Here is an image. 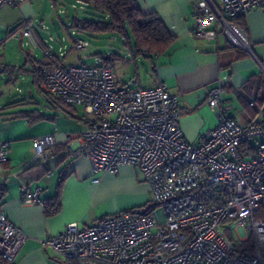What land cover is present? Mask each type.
I'll return each mask as SVG.
<instances>
[{
	"label": "built area",
	"instance_id": "obj_1",
	"mask_svg": "<svg viewBox=\"0 0 264 264\" xmlns=\"http://www.w3.org/2000/svg\"><path fill=\"white\" fill-rule=\"evenodd\" d=\"M21 1L0 0V10ZM77 4L79 10L87 6L82 1ZM260 9L264 0H199L193 4L192 33L208 40L222 35L232 47L249 54L264 76V65L253 55L247 34L238 24ZM18 34L33 48L42 49L48 59L40 69L46 92L66 106L83 109L88 130L65 135L71 156L85 158L94 175L115 174L124 165L139 169L150 197L163 210L161 223L151 215L119 213L83 228L69 224L44 242L60 261L264 264V122L242 125L231 107L224 105L218 84L205 102L218 113V124L199 143H189L179 126L178 98L165 84L118 88L113 63L65 65L67 49L60 48L53 57L26 20ZM70 37L76 52L89 46L74 31ZM56 137L34 139L28 164L46 158ZM8 154L9 144L0 140V164ZM13 176L21 201L41 205L40 189L30 191L18 175ZM233 230L239 241H232ZM26 238L0 213V259L13 262Z\"/></svg>",
	"mask_w": 264,
	"mask_h": 264
},
{
	"label": "crops",
	"instance_id": "obj_2",
	"mask_svg": "<svg viewBox=\"0 0 264 264\" xmlns=\"http://www.w3.org/2000/svg\"><path fill=\"white\" fill-rule=\"evenodd\" d=\"M45 1L23 0L3 7L0 10V44L6 37L13 38L15 35L16 39L23 38L18 32L21 23L26 20L34 28V34L44 50L48 49V45L55 57L59 49L65 47L68 55L72 51L73 39L70 37L71 44L67 47L63 44L64 38L57 41L53 37L58 36L60 31L54 28L52 17V29L42 24L46 21L43 17ZM137 1L143 13H155L174 36L162 53L129 61L137 67H142L143 62L146 64L144 70L149 77L148 84L138 88L148 89L158 83L165 84L169 92L178 98L181 113L179 126L184 139L189 143H199L218 124V113L205 104L209 91L220 84L224 105L231 107L234 114L231 101L251 97L256 86L248 90L245 84L252 76L260 77L261 71L249 54L232 47L222 35L208 40L192 33L193 4L199 0ZM242 22L253 55L264 65V11H252ZM42 27H47V30ZM24 39L28 46L35 49L27 38ZM26 56L30 63L35 61L30 60V53ZM42 62H48V59L44 57ZM138 81L139 77H135L132 83ZM70 110L73 115L85 119L78 107L68 108L61 118L53 113H44L51 118L33 124L25 119L19 120L21 118L16 119L18 121L5 120L3 116L7 112H0V140L9 144L7 160L0 164V213L27 237L14 264H63L44 245L49 237L58 235L69 224L83 228L105 217L140 208L150 198L148 184L139 169L124 165L115 174L94 175L85 158L71 156L65 135L85 132L89 125L74 119L69 114ZM250 114L253 118L257 116V112ZM253 121L264 122V116L261 121L249 120L245 124ZM50 134L57 135L55 147L46 158L28 164L33 140ZM13 175H18L22 183L28 184L30 191L40 189L38 198L42 201L41 205L21 201L19 183ZM95 179L98 181L94 182ZM57 192L60 210L49 217L45 214L44 205L53 200Z\"/></svg>",
	"mask_w": 264,
	"mask_h": 264
},
{
	"label": "rangeland",
	"instance_id": "obj_3",
	"mask_svg": "<svg viewBox=\"0 0 264 264\" xmlns=\"http://www.w3.org/2000/svg\"><path fill=\"white\" fill-rule=\"evenodd\" d=\"M75 1L76 0H46L43 4V17L46 18L47 22H42V24L52 29V25L50 24L52 17V21L55 24L54 28L60 31L58 36L53 35V37L57 41L58 38H64L65 41L63 44L67 47L71 44L70 36L72 29L70 28V24L72 18L78 17L84 19L88 17L86 14L87 11L79 10V6ZM72 6H75L76 9L72 8ZM259 11H264V9H260ZM16 37L17 36L13 38L6 37L4 42L0 44V71L3 69L6 70L0 72V112H7L3 117L8 121H18L13 115L26 111H38L43 114L53 113L61 118L68 108L65 106H63L64 108L55 106L52 100L48 101V97L44 91L41 90L39 84L32 82L31 75L28 72L20 70L24 67L28 69L37 67L31 59L36 62H42L44 60L43 50L40 48L32 49L31 46H28L24 38L16 39ZM83 39L89 42V46L84 52L72 50L63 60L65 65L95 66L102 63L101 59L96 56L97 54H102L103 56L115 54L125 59L117 60L113 63L115 82L118 88L134 89L138 88V86H146L148 84L149 77L144 70L146 69V64L143 62L142 67H140V65L137 67L134 64H130L129 55L123 47L121 38L117 35L97 34ZM26 53H30L31 63L27 61ZM256 68L258 72V67ZM135 77H139V81L133 84L132 82L135 80ZM262 86H264V83H262ZM257 91L256 87L254 94L246 98L248 102L253 104V110L251 111L248 110L238 98L231 101L234 108L233 113L242 125H245L249 120L261 121L262 116H264V103L257 100ZM259 98H264V88H261ZM80 109L81 112H83V109ZM251 112H257V116L255 118L251 117ZM19 120L24 121V119ZM16 123L19 124V122ZM25 125L27 126L26 121ZM32 156L33 152L30 158ZM149 205L153 206L150 214L152 218L158 223L163 222V210L151 197L142 207ZM232 234V241H239L240 236L238 232L233 230Z\"/></svg>",
	"mask_w": 264,
	"mask_h": 264
},
{
	"label": "trees",
	"instance_id": "obj_4",
	"mask_svg": "<svg viewBox=\"0 0 264 264\" xmlns=\"http://www.w3.org/2000/svg\"><path fill=\"white\" fill-rule=\"evenodd\" d=\"M87 4V6L81 11H87V18L80 19L78 17L72 18L70 28L76 33L77 38L79 36L90 37L91 35L97 34H112L117 35L123 42V47L129 55V61H135L136 58H149L153 55L162 53L168 45L174 40V36L169 33L160 18L155 13H143L139 7L137 0H79ZM85 11V12H86ZM243 20H240L238 24L243 27ZM80 39H83L80 37ZM85 40V39H83ZM104 63H114L117 60H125L118 55L109 54L102 55L97 54ZM28 61V57L26 56ZM37 67L26 69L25 67L20 69L22 71L31 74L32 82L39 84L41 90L44 91L48 97V101L52 100L54 104L60 107H67L56 99H54L46 90L43 88L40 69L47 62H36L33 61ZM1 71H6L5 69ZM0 71V72H1ZM264 83V76L256 77L252 76L245 84V88L253 90L257 87V100L264 102V98H259L261 88ZM247 86V87H246ZM240 102L247 107L248 110H253V104L245 100ZM16 104V103H14ZM19 104V103H18ZM252 104V106H251ZM256 114V112H251ZM69 114L76 120H80L88 124L84 118L75 116L71 110ZM253 114V115H254ZM13 115V114H12ZM16 119H25L27 123L33 124L38 121L49 120L48 117L38 112H19L13 115ZM89 125V124H88ZM59 192L56 193L53 200L45 203L44 209L47 216H54L58 214L60 210ZM153 206H145L137 209H131L124 213H130L133 215H150ZM248 245V244H247ZM0 264H14L0 259ZM63 264H77L76 262L64 261Z\"/></svg>",
	"mask_w": 264,
	"mask_h": 264
}]
</instances>
